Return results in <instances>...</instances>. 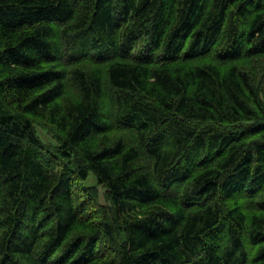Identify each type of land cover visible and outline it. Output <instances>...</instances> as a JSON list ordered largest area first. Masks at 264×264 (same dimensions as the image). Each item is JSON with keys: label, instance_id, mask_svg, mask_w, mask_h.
Returning <instances> with one entry per match:
<instances>
[{"label": "trees", "instance_id": "trees-1", "mask_svg": "<svg viewBox=\"0 0 264 264\" xmlns=\"http://www.w3.org/2000/svg\"><path fill=\"white\" fill-rule=\"evenodd\" d=\"M0 264H264V0H0Z\"/></svg>", "mask_w": 264, "mask_h": 264}, {"label": "rangeland", "instance_id": "rangeland-1", "mask_svg": "<svg viewBox=\"0 0 264 264\" xmlns=\"http://www.w3.org/2000/svg\"><path fill=\"white\" fill-rule=\"evenodd\" d=\"M42 136H43L45 139H49L47 135H44V134H43ZM95 181H96V179H95L94 175H92L91 178L89 179L88 184H94Z\"/></svg>", "mask_w": 264, "mask_h": 264}, {"label": "bare ground", "instance_id": "bare-ground-1", "mask_svg": "<svg viewBox=\"0 0 264 264\" xmlns=\"http://www.w3.org/2000/svg\"><path fill=\"white\" fill-rule=\"evenodd\" d=\"M138 1V0H137Z\"/></svg>", "mask_w": 264, "mask_h": 264}]
</instances>
